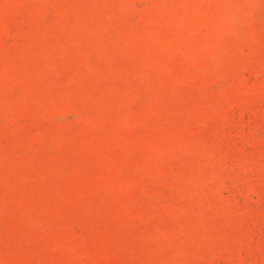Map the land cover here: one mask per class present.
<instances>
[{"label": "rangeland", "instance_id": "rangeland-1", "mask_svg": "<svg viewBox=\"0 0 264 264\" xmlns=\"http://www.w3.org/2000/svg\"><path fill=\"white\" fill-rule=\"evenodd\" d=\"M0 264H264V0H0Z\"/></svg>", "mask_w": 264, "mask_h": 264}]
</instances>
